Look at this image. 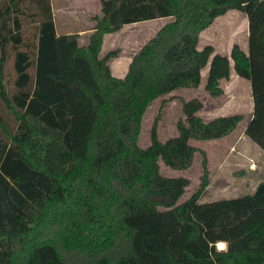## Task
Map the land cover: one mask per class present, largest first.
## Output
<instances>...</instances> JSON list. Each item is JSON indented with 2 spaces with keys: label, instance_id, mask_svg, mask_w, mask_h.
Returning <instances> with one entry per match:
<instances>
[{
  "label": "trees",
  "instance_id": "16d2710c",
  "mask_svg": "<svg viewBox=\"0 0 264 264\" xmlns=\"http://www.w3.org/2000/svg\"><path fill=\"white\" fill-rule=\"evenodd\" d=\"M99 2L90 42L79 47L77 34L56 33L50 0H0V264H264V181L250 195L200 203L208 171L191 144L231 136L242 116L205 122L198 99H180L176 136L159 139V116L149 146H138L151 103L197 89L209 65L211 98L222 96L231 69L249 84L243 134L264 154V0ZM229 11L246 17L247 51L197 50L200 33ZM26 18L36 25L32 48ZM157 19L171 20L122 79L113 77L108 62L118 53L100 57L103 37ZM173 99L162 100L159 114ZM196 153L199 187L179 203L189 181L162 176L160 163L184 171Z\"/></svg>",
  "mask_w": 264,
  "mask_h": 264
},
{
  "label": "rangeland",
  "instance_id": "374dc122",
  "mask_svg": "<svg viewBox=\"0 0 264 264\" xmlns=\"http://www.w3.org/2000/svg\"><path fill=\"white\" fill-rule=\"evenodd\" d=\"M50 4L51 10L52 8L54 10L52 15L58 34H72L89 29L94 25L93 17L101 13L99 0H50ZM154 22L155 25L157 22ZM23 27L24 44L32 48L36 41V25L26 18L23 19ZM127 30L128 35H132L143 29L138 27L134 31ZM247 33L245 15L238 11H229L213 22L201 35L200 41L205 44L204 47H213L215 54L227 56L226 52L233 45H238L242 51H247ZM9 54V59L5 65V82L8 90L12 91L14 72L12 53L9 52ZM29 71L32 74L33 69L31 68ZM206 78L207 68L201 72V83L197 89L179 90L151 103L142 118L138 139V146L141 149L149 146L150 131L154 121L159 116L160 119L157 124L159 139L165 142L176 136L175 124L182 117L180 99L184 101L198 99L203 105L198 115L205 122H210L218 117L233 115L243 117L238 129L228 138L191 142L195 148L203 151L208 171V186L200 199V203L250 195L254 192L256 184L259 181H264V154L256 145L253 146L243 134L252 113L249 84L237 77L231 70L229 78L220 81L222 96L211 98L204 90ZM170 96H173L174 99L159 114L162 100ZM0 115L7 120L5 113L0 112ZM202 160L201 154L196 153L192 165L184 171L170 170L160 163L162 176L183 177L189 181V186L179 203L188 199L198 189L200 176L203 173ZM216 248L223 251L226 249V244H222V246L217 244Z\"/></svg>",
  "mask_w": 264,
  "mask_h": 264
},
{
  "label": "crops",
  "instance_id": "0c3cea01",
  "mask_svg": "<svg viewBox=\"0 0 264 264\" xmlns=\"http://www.w3.org/2000/svg\"><path fill=\"white\" fill-rule=\"evenodd\" d=\"M51 11L54 13L53 8ZM98 16H101V13ZM170 20L171 19H157V20H151V21H145V22H141V23L125 25L119 31L112 33V34L105 35L103 37V43L101 46L100 57H102V56L104 57L109 52L116 51L118 53L117 57L110 59L108 62V66L110 68V72H111L112 76L115 78H118V79H122L125 76V74L128 70V66H129L132 58L134 57V55L136 53H138V51H140V49L149 40H151L156 35V33L165 24L170 22ZM154 21L157 22L155 25H154V23H155ZM54 24H55V21H54ZM94 25H95V22H94ZM94 25L91 26L89 29H84V31L72 33V34L78 35L79 47H86L89 44L90 38H91L92 34L94 33V30H93ZM246 26H247V21H246ZM138 27L140 29H143V30L140 31L139 33L135 32L132 35H128L127 29L134 31V30L138 29ZM55 29H56V33L58 34L56 24H55ZM206 30L201 32L199 35V39H198V43H197V47H196L197 50H199V51L204 48L205 44H202L200 40H201V35ZM247 30H248V27H247ZM63 34L67 35L68 33H63ZM63 34H58V35H63ZM231 47H230V49H228V52H226L227 56H229ZM218 55H222V54H218ZM205 68H207V73H208L209 65H207ZM251 144L254 146V144L252 142H251Z\"/></svg>",
  "mask_w": 264,
  "mask_h": 264
},
{
  "label": "bare ground",
  "instance_id": "6f19581e",
  "mask_svg": "<svg viewBox=\"0 0 264 264\" xmlns=\"http://www.w3.org/2000/svg\"><path fill=\"white\" fill-rule=\"evenodd\" d=\"M223 243H219L220 246H222ZM224 246V245H223Z\"/></svg>",
  "mask_w": 264,
  "mask_h": 264
}]
</instances>
